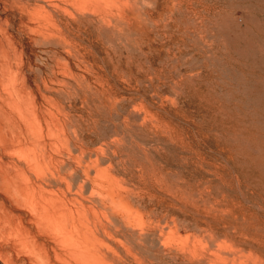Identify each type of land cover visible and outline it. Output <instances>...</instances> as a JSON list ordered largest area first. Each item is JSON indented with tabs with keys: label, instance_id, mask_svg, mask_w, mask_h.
<instances>
[{
	"label": "rangeland",
	"instance_id": "374dc122",
	"mask_svg": "<svg viewBox=\"0 0 264 264\" xmlns=\"http://www.w3.org/2000/svg\"><path fill=\"white\" fill-rule=\"evenodd\" d=\"M133 1L134 12L128 8L126 15L134 22H121L130 27H120L119 21L108 29L85 19L77 23L82 31L73 35L75 43L79 40L78 54L72 51L76 59L57 42L43 44L32 33H14L15 49L23 52L29 69L28 91L46 90L47 102L39 99L49 104L43 105L46 110L51 108L62 122L70 112L73 123L66 121L68 117L64 122L74 124L76 129H68L77 130L80 145L108 154L104 159L97 154V162L101 169L109 160L102 169H114L105 173L110 185L105 184L106 177L96 181L110 187L113 198L101 194L99 200L96 192L93 205L108 206L113 215L119 212L117 222L136 229L116 236L126 249L120 247L119 253L125 255H119L130 256L136 250L139 256H134L143 257L144 264H263L264 0ZM62 71L78 76V82ZM63 80L70 82L69 87ZM56 89L75 94H57L61 92ZM51 99L56 104L48 102ZM58 103L68 108L60 105L58 111L65 109L61 115L54 109ZM114 138L119 141L116 148ZM115 178L122 179L120 187H128L126 191L114 186ZM129 191L134 197L126 195ZM105 199L115 200L116 208ZM116 200L125 201L126 215L120 217L122 208ZM196 239L204 245H197ZM132 257L127 256L131 261L124 257L126 264L135 263L137 257Z\"/></svg>",
	"mask_w": 264,
	"mask_h": 264
},
{
	"label": "bare ground",
	"instance_id": "6f19581e",
	"mask_svg": "<svg viewBox=\"0 0 264 264\" xmlns=\"http://www.w3.org/2000/svg\"><path fill=\"white\" fill-rule=\"evenodd\" d=\"M132 1L133 0H0V264H126L125 258H127V256L131 257V255H133L132 260L135 259L134 257H137V259H135L134 261V264H139L144 261V259H141L143 257H138V251L136 253V250L134 253H136V255L138 256H134V253H132L133 245L131 246L132 249L127 246V248L129 247L130 249H128V252L132 251V254L130 256L127 254V256H124L125 254L122 251L121 253L124 254L123 257L119 255L121 254L119 253L120 247H122L123 250L124 246L118 240H116V236H118L123 230L129 232L128 230L133 229L135 231L136 229L132 227H126L127 224L124 223L126 225L125 226L122 224L123 222L119 224L117 222L118 217H116L119 212H117L116 215H113L112 212H114V210L110 212L111 210L109 211L106 209L108 206H105L106 208H101L96 204V208V205H93L95 202V197L93 198V196H96V192L98 193L97 196H100L98 197L99 200L100 198L102 200L104 197L101 196V194H105V196L107 195L113 198L111 188L96 181L97 179H100V181L104 180L105 177L107 180L108 176H106L105 174L106 171L109 173L114 171V169L112 170V168L110 169L112 171H105L102 169L103 165L105 166V164H107L109 161L108 160L106 161L107 163H105L102 159L106 158V156L108 157V154H104L101 152L102 155H99L97 150L94 151L88 149V147H83V142V144L81 143L82 145H80L79 142H81V140L77 139L75 135V132L77 130H75L74 132L73 129H71L72 131L68 129H76V127H73L74 124L73 126L71 125L72 127H70L69 122V125L64 122L67 117L68 119L66 121L71 119L70 112H66L67 117H64L65 120L63 119L64 121L62 122L56 117V113V115L54 113H50V106H48L50 109L46 110L44 106H47L49 104L44 105L39 99L42 100V98L44 97V101L47 102L48 97L45 96V89L48 88L43 89L45 90V92H43L44 94L39 88H37L38 90L36 89L37 93L28 91L29 86H26L25 75L26 71L29 70L26 64L27 61L23 60V57L21 55L23 52L21 53V51L19 50V52L17 53V50L15 49L16 45H14L13 41V34L16 32L20 34L32 33L36 38H39L43 44H51L52 42H57L58 46L67 53L66 55H69L71 57L73 56L76 59L77 56L72 53L75 52L76 55L78 54L76 44L79 40H77L75 43L76 39L74 40L73 36L76 31H80L78 29H81L77 23L80 22L81 19H85L84 22H89L90 24L94 23L97 24L98 27H105L107 29L113 22L115 23L117 21H119L120 23L119 26L122 24L121 22L130 23L132 25L131 22L133 20L130 21V18L133 17H129L130 15H126V11L128 8V11L130 10L129 13H131L132 9H130V7L133 4ZM147 1L148 0H146V2ZM135 2H137V0ZM152 3H154V0L152 1ZM135 4L133 6H135ZM147 4L145 5L147 6ZM138 5L139 4H137V6ZM147 9L144 13H147ZM114 10L116 11V13H114ZM133 12L134 11L132 10V13ZM134 15H136V12L135 14H133V16ZM135 17L134 20L136 19ZM143 18L145 17L143 16ZM143 18L141 19L138 17V20L141 19L143 21ZM149 20L151 19L149 18ZM137 23H139V21H137ZM158 23L160 24V21H158ZM126 25L128 26L129 24ZM126 25L125 23H123V25L121 26ZM89 26L87 27L89 28ZM152 26L154 25L152 24ZM111 27H113V24ZM99 31H101V28ZM79 49L81 50V48ZM85 54L83 56L86 57ZM79 62L84 63V61ZM26 67L27 70H25ZM65 69L67 70V68ZM63 72L64 71H62L61 75L64 74ZM70 72L72 73L73 71L70 70ZM66 73L64 75H67ZM72 74L67 75V77H70V75L72 76ZM77 78L79 79L78 76ZM77 78L75 76H72V78L70 79L76 80ZM75 80L74 82H76ZM61 82L62 81H60V83ZM63 82L65 84L67 83L69 87L68 83L70 82H65L64 80ZM58 84L56 83L57 86ZM56 90L57 92H61L57 94H62V92H64V95L70 96L72 94V92L70 93V89L69 91L67 90L70 94H65L67 91L65 92L62 89H60L61 91L59 89ZM48 91L49 89L47 90V92ZM53 91H55V89ZM61 97H63V95H61ZM53 100L54 99L48 100V102L50 101L51 103L53 102ZM66 102L67 101H65V103ZM53 104H56V102H53ZM69 104L71 105V103ZM60 105L58 103L57 106L59 107L56 106L57 108L55 107L54 109L58 111L61 106L66 107V105ZM72 108L74 107L72 106ZM62 109L64 108H61V112ZM66 109L68 108L66 107ZM68 111H70V109ZM58 112V114L61 115V112ZM68 113L70 115H68ZM64 114L65 112L63 113V116L66 115ZM70 121H72V119ZM72 123L73 121L71 122V124ZM116 132L117 131H115L114 133ZM114 133L113 135H111L115 136L116 134L114 135ZM76 134L78 136V133ZM119 137L121 136L119 135ZM115 138L118 137L115 136ZM115 138L113 140H115ZM121 139L124 138H119V140ZM77 140L79 141L77 142ZM113 140V144L114 142V145L117 144L116 146H114L116 148L119 145V141L117 140L118 143H116V140ZM112 142L107 141V143H110L109 147H112ZM107 143H101L100 145L102 146V144H104L105 146H107ZM101 146H99L98 149H100ZM105 149V152L109 151L108 148ZM97 154L99 156H103L101 160L104 163H102L103 165H101V169L100 163H98L99 156ZM92 157H94L95 159L92 160ZM111 157L112 156H110V159ZM118 157L116 156L115 158ZM115 158L112 159L114 160ZM122 161L123 160H121L120 162ZM120 162L117 163L120 164ZM111 163L109 162V164ZM123 163L125 164V161H123ZM115 173L117 174V172ZM112 174L114 173L110 174V178L115 176H112ZM90 176L95 178H90ZM92 179L95 180L96 183H94ZM111 179L114 180L113 178ZM115 179L116 182L114 183V186L117 183L120 187L124 183L123 182L122 184H120L122 182V179L120 181L118 180V178ZM108 180L105 181V184L106 182L107 184L109 183ZM124 180L125 179H123V181ZM133 187L131 188L133 189ZM123 188H125L126 191V188L128 187L122 186L118 190L122 191L121 189ZM130 191L125 192L126 195L128 194L129 196H133L129 194ZM86 193L89 194V197L86 196ZM107 196L106 198H108ZM105 200H107L106 202L110 201L109 199ZM113 201L115 202V200L112 199L109 203L112 202L113 204ZM117 205L122 208L121 209L119 207L122 210V214L125 210L128 209L125 205V201L122 202L121 200H119L117 201ZM112 206L116 208L114 204ZM120 209L118 210L117 207L116 211H120ZM122 214L120 215V217L126 215ZM129 214L131 215V213ZM128 219L130 220L129 217ZM122 220L124 221V218ZM135 221L137 222L138 220L135 219ZM125 222H127V219ZM138 224H141V222H139ZM142 228H144V226ZM138 232L140 231L138 230ZM144 232L145 231H143V233ZM170 235L173 236L172 234ZM123 236L125 237V235ZM141 236H139L140 239ZM133 238L135 237H132V239ZM179 240L181 239L179 238ZM197 240L198 239L195 240L196 242L194 241L197 245L198 243L203 244L201 242L202 239H199L200 241H198V243ZM138 241L136 243L137 245H143L141 241L140 242L142 244ZM173 241L174 240H172V242ZM179 242L181 244V241ZM211 242H213V240ZM183 243L185 242L182 241V244ZM129 244L131 245L132 243ZM212 244L217 245L215 244V242H213ZM212 244L210 245L212 246ZM192 245L194 244L192 243ZM203 245H201V247ZM224 247H226V245ZM134 248L136 249L137 246ZM189 248L190 247H188L187 249L188 251ZM216 248L221 249V246L214 247L215 250H217ZM226 248L228 249L229 247ZM230 248L229 250L231 251ZM125 250L126 249L124 247L123 251ZM219 252L221 251L219 250ZM195 253H193L192 249V255ZM199 255L201 256V254ZM119 256H121L124 260ZM222 256L225 257L224 254H222ZM138 258L142 261H139ZM250 258H252V255ZM262 260L264 264V259Z\"/></svg>",
	"mask_w": 264,
	"mask_h": 264
}]
</instances>
